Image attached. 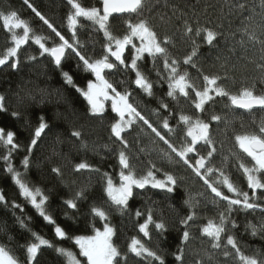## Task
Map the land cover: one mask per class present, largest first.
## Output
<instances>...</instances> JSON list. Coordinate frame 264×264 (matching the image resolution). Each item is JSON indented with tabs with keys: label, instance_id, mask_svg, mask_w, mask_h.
Segmentation results:
<instances>
[{
	"label": "trees",
	"instance_id": "obj_1",
	"mask_svg": "<svg viewBox=\"0 0 264 264\" xmlns=\"http://www.w3.org/2000/svg\"><path fill=\"white\" fill-rule=\"evenodd\" d=\"M79 2L85 7L100 8V0ZM28 4L39 11L65 39L75 44L86 58L95 60L105 54L107 40L104 33L90 21L79 19L73 39L67 22V16L73 10L67 0H28L27 4L25 0H0V13L15 11L29 25L30 36L43 37L46 47L61 43ZM240 4L245 5L244 9L239 8ZM129 19L133 23L145 19L160 40L169 38L166 45L169 62L175 59L180 73L187 72L197 89L204 87V75H215L220 77L218 84L230 94H238L243 87L252 88L256 94H264V69L259 67L264 64L262 0H145L139 16H111L109 30L116 36H123L128 31ZM185 21L193 28L192 33L186 32ZM198 27H207L217 33L211 45L204 39V33L195 35ZM15 31L22 34V29ZM10 37L11 34L0 22V56L12 46ZM193 48H196V55L191 63L184 64V58L192 53ZM41 51L30 38L18 52L20 62L16 69L10 67L11 59L8 64L0 66V96L4 97L5 108L0 111V128L5 132H14V143L19 145L10 149V146L0 143V193L7 202H0V247L9 251L19 264H28L26 249L31 243L38 242L33 237L35 233L47 239L51 247H42L32 264H67L66 258L55 250L60 247L71 250L81 259L74 239L61 240L55 236L54 229L57 225L61 226L73 238L76 235H92V225L102 229L105 223L91 214L92 207H100L108 213L107 222L115 229L113 242L123 255H127V264H158L150 258L136 257L129 252L128 245L133 237L163 255L165 264H181L174 255L180 247H183L182 264H240L235 250L231 246L225 247L229 234L235 237L241 252L264 261V231L252 235L247 227L252 224L259 229L264 225V189H257L253 196V190L248 187L247 178L239 165L244 163L251 167L254 161L240 149L235 139L237 135L259 133V127L264 122V108L239 110L231 105L228 97L212 93L214 99L200 111L195 108L196 97L192 89H188L187 97L179 93L175 98L169 97L168 70L163 67V57L153 60L144 54L137 61L139 70L153 85L152 95L138 88L134 83L135 72L120 65L114 58L110 57V60L116 67L105 70V78L121 93H130L129 102L177 149L191 141L186 135L187 126L180 122L182 114L209 123L212 145L201 140L195 146L196 151L188 153L189 162L195 164L200 156L207 157L214 147L212 157L206 160V168L223 171L237 188L249 194L250 202L258 205L255 209L233 206L228 213L227 202L216 197L192 168L143 121L136 120L122 133L128 145L125 148L111 133L112 123L118 120L111 104H105L102 116L90 114L87 101L76 88H84L89 80H93V74L85 71L75 53L67 50L57 67L49 54L41 55ZM133 55L132 48L126 50V64L131 63ZM33 56L34 60L29 59ZM65 71L73 77L72 85L66 82ZM164 104L167 108L162 106ZM13 112L18 116L13 117ZM213 115L221 119L214 121L211 119ZM41 117L48 126L33 146L31 141ZM165 119L168 129L163 127ZM73 131H79L80 137L72 136ZM122 150L137 176L146 174L152 165H155L152 170L157 179H164V173L174 176V191L168 193L150 185L134 189L127 210L118 211L104 193V173L109 174L114 182L119 181L122 167L119 152ZM10 151V158L6 161L4 157ZM25 157L29 161L27 167L23 164ZM82 162L91 167L77 171L76 165ZM8 163L20 174L22 182L33 190L39 189L47 197L44 209L55 224L45 221L30 200L20 194L12 178L13 173L7 171ZM53 168H59V174L53 172ZM201 173L206 174V169H201ZM260 176L264 180V173ZM207 178L225 195L237 198L219 182L222 178L218 171ZM82 190L83 198H78L77 193ZM69 199L75 201L76 209L67 206L65 201ZM185 201H191L194 207ZM14 204L19 207H13ZM137 210L142 213L139 217ZM149 210L154 221L162 220L167 227V231L159 233L150 224L151 238L144 237L139 231V225L145 222ZM193 211L196 215L189 221L187 229L191 238L182 245L185 226L180 221ZM221 212H225L229 221H235L236 227L230 222L227 224V231L221 239L222 247L217 249L212 247L210 238L201 234V228L210 219L219 223ZM225 251L229 252L227 257ZM121 264H124L123 260Z\"/></svg>",
	"mask_w": 264,
	"mask_h": 264
},
{
	"label": "snow or ice",
	"instance_id": "obj_2",
	"mask_svg": "<svg viewBox=\"0 0 264 264\" xmlns=\"http://www.w3.org/2000/svg\"><path fill=\"white\" fill-rule=\"evenodd\" d=\"M68 4L71 6L73 11L67 16V22L70 30L72 31L73 39L76 36V28L79 23V19L83 18L86 21L92 22L94 25H98L99 29L103 31L107 43L104 46L105 54L99 58L92 60L86 58L77 50L75 44L71 43L68 39L56 30V28L43 16L39 11H37L31 4H28L32 11L48 26L49 29L59 38L61 43L53 46L46 47L44 40L41 36H30L29 25L21 18L15 11L10 13H0V22H2L3 28L11 34L12 46L8 47L5 53L0 56V66H4L9 63L10 59L13 60L10 67L16 69L19 65L18 52L22 45L28 43L31 38L35 44L39 45L41 55L48 53L53 59L57 67L61 65L62 59L65 57L67 50H71L79 60L82 61L85 71L90 72L94 75L95 80H89L87 82L86 88L82 89L77 87L76 90L80 92L83 98L87 101L89 105L90 114L93 116H102L105 110V101H111V110L116 113L119 119L112 123L111 133L112 135L120 141L125 148H127V141L124 140L122 133L125 132L127 128H130L136 120L143 121L148 128L151 129L153 133L168 147L171 148L172 152L176 153L178 157L188 167L199 176L204 183L211 189L212 193L221 200L227 202V212L230 213L233 206H241L244 209H255L258 207L257 204L250 202V197L247 192H242L237 188L230 178L224 174L223 171L219 169H214L212 167L206 168V160L212 157L215 148L212 147L207 153V157L200 156L199 159L195 160V164L189 162L188 153L196 151V145L203 140L209 146L212 145V140L209 134V123H206L200 119H193L188 115H181L179 117L180 122L187 126V137L191 138L190 143L185 144L182 148L177 149L174 147L161 133L153 127L151 123L129 102L130 93H121L118 91L113 84L105 78V70H111L116 67L114 62H111L110 57L118 61L120 65L125 68H130L135 72L136 79L134 83L140 89H143L148 95H152V83L147 79V77L139 70L137 61L140 60L144 54L151 56L153 60L157 57H163V67L168 70V92L169 97L175 98L176 94L179 93L182 96L187 97L189 95L188 89H192L195 92V108L203 111L205 104L214 99L212 93L218 97H228L231 104L237 108L251 110L254 107L264 108V94H256L252 88L243 87L239 90L238 94H230L225 88L218 84L220 80L219 76H209L204 75V87L197 89L189 80L188 73H180L178 68V62L172 59L169 62L168 50L166 45L169 43V38L165 37L163 40L158 38L156 31L149 25L148 21L145 19H139L137 22L133 23L131 19L127 21L128 31L123 36H116L109 30L108 21L113 14H136L140 15L142 9L145 6V0H102V8L99 7H85L79 2V0H67ZM28 3V0H25ZM264 3V0H262ZM245 5L240 4L239 8L244 9ZM22 34H19L15 30H21ZM185 29L187 33H192L193 28L185 21ZM247 31V29H245ZM204 33V39L211 45L217 37V33L207 27H198L195 29V35L200 36ZM254 38V37H253ZM139 41V46L135 41ZM131 46L134 49L135 54L131 59L130 64L125 63L124 52L126 48ZM196 55V48L190 55L184 58L183 63L189 64L192 62L193 56ZM29 59H35V57H29ZM195 66V65H193ZM260 68L264 69V64L259 65ZM63 76L69 85L73 84V77L68 72H63ZM4 97L0 96V111H4L3 104ZM167 108V105H162ZM13 117L18 116V113L13 112ZM41 122L39 126L35 129L34 138L31 141V145L37 143V138L41 136L44 130L47 128V124L44 122L43 117L40 118ZM214 121H219L221 118L218 115H213L211 117ZM163 127L168 129L169 124L167 119L164 120ZM72 136L79 138L81 133L79 131H73ZM15 133L12 131H7L0 128V143L10 146V149H16L19 147L18 144L14 143ZM240 149L251 157L254 161V165L249 167L244 163H240L239 167L243 170L244 175L247 178V184L250 189L253 190V196H255V191L257 189H264V180L261 179L260 174L264 173V122L261 123L259 127V133H250L244 135H237L235 137ZM31 152V147L28 149ZM11 151L8 156H5L6 161L9 160ZM29 161L25 157L23 164L27 167ZM119 164L122 166L119 173V183H114L112 177L104 173L106 178V183L104 187V193L106 194L111 205H113L118 211L124 212L127 210L129 205V200L134 195V189H144L147 185H151L152 188L166 190L168 193L174 191V186L176 184V179L169 173H164V179H157L155 172V165H152V169H149L146 174L137 176L134 169H132L128 156L125 151L119 152ZM91 166L87 163H79L76 165V170L88 169ZM201 169H206V174L201 173ZM99 171L98 169H95ZM7 171L13 173V180L20 189V194L26 199L30 200L31 204L39 211V215L47 221L49 224H55L52 216L48 215L44 209V205L47 201V197L40 193L39 189L33 190L27 184L22 182L20 174L15 172L11 163H8ZM53 172L59 174V168H53ZM156 171H159L158 169ZM214 171H218L222 180L224 187L227 188L228 192L233 193L235 197L232 198L225 195L218 187L209 181L207 178ZM83 190L77 193L78 198H83ZM39 197V199H38ZM239 197H242L240 199ZM0 202H6L5 196L0 193ZM67 206L72 209L77 208V204L74 200L65 201ZM190 207H194L191 201H185ZM13 207H19V205H13ZM91 214L94 217H98L100 220L105 221L103 229L95 227L92 225L93 233L92 235H76L74 238L69 237L65 229L61 226H56L55 236L63 239H74V244L79 248V255L85 258L84 264H121V260L124 264H127V255H123L119 248L114 244L113 237L115 235V229L108 223V213L100 207H92ZM136 215L139 217L142 213L137 210ZM195 212L193 211L186 218L182 219L180 223L185 226V230L182 233L181 244H186L190 238L191 234L187 230L189 226V221L195 218ZM231 223L233 227H236L235 221H229L228 216L225 212L219 213V223L214 220H208L207 223L201 228V234L211 239L213 248H221L222 235L227 231V224ZM154 225L155 229L159 233L167 231L165 223L161 221H154L151 210L148 211L147 218L144 223L139 225V231L143 233L144 237H150L149 225ZM251 229L252 235H256L258 231H264V225H261L259 229L256 225L249 224L247 226ZM33 237L36 241L31 243L27 251L28 264H32L36 260L37 255L42 247H51L50 242L42 238L40 235L33 233ZM226 246H231L235 250V254L238 257L240 264H264L256 256H248L241 252L237 241L233 235L226 236ZM60 256H63L67 260V264H82L81 260L77 258L76 254L71 250L65 249L63 247L55 249ZM128 250L130 253L134 254L136 257H143L144 259H151L152 261L158 262V264H165V259L163 255L159 254L157 251L152 250L147 247L140 239L133 237L130 244L128 245ZM175 255V259L183 262V247L178 249ZM224 255L227 257L229 252L225 251ZM0 264H19V261L10 254L4 247H0Z\"/></svg>",
	"mask_w": 264,
	"mask_h": 264
},
{
	"label": "rangeland",
	"instance_id": "obj_3",
	"mask_svg": "<svg viewBox=\"0 0 264 264\" xmlns=\"http://www.w3.org/2000/svg\"><path fill=\"white\" fill-rule=\"evenodd\" d=\"M135 43L137 44V46H139V41L137 40V41H135ZM129 48H131V46H129L128 48H126V50L127 49H129ZM126 50H125V52H126ZM132 51H133V54H135V52H134V49H132ZM125 52H124V54H125ZM116 62H118V61H116ZM95 80V77H94V75H93V81ZM87 85V84H86ZM86 85L84 86V88H86ZM84 88H82V89H84ZM111 104V101H109V102H106L105 104ZM118 119H119V117H118ZM114 183H116V184H118L119 183V181L118 182H114ZM151 186V185H150ZM103 229V228H102ZM101 229V230H102ZM78 258V257H77ZM78 259H80V258H78ZM81 260V262H82V264H84V261H85V258H81L80 259Z\"/></svg>",
	"mask_w": 264,
	"mask_h": 264
},
{
	"label": "water",
	"instance_id": "obj_4",
	"mask_svg": "<svg viewBox=\"0 0 264 264\" xmlns=\"http://www.w3.org/2000/svg\"><path fill=\"white\" fill-rule=\"evenodd\" d=\"M100 8H102V0H100ZM121 15H127V14H113V16H121ZM50 56V55H49ZM51 57V56H50ZM51 59L54 61V59L51 57ZM232 105V104H231ZM233 106V105H232ZM234 108L236 109H239V110H245V109H240V108H237L235 106H233ZM254 108H257V107H254Z\"/></svg>",
	"mask_w": 264,
	"mask_h": 264
}]
</instances>
